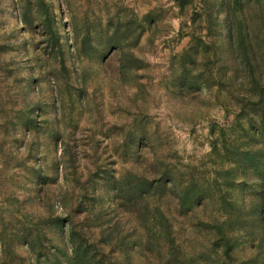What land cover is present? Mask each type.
I'll list each match as a JSON object with an SVG mask.
<instances>
[{"label": "rangeland", "instance_id": "rangeland-1", "mask_svg": "<svg viewBox=\"0 0 264 264\" xmlns=\"http://www.w3.org/2000/svg\"><path fill=\"white\" fill-rule=\"evenodd\" d=\"M0 264H264V0H0Z\"/></svg>", "mask_w": 264, "mask_h": 264}]
</instances>
